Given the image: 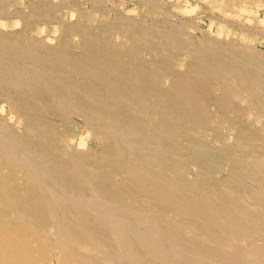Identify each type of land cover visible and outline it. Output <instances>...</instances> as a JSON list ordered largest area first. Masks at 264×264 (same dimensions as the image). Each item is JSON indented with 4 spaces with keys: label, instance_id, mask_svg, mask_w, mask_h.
<instances>
[{
    "label": "bare ground",
    "instance_id": "1",
    "mask_svg": "<svg viewBox=\"0 0 264 264\" xmlns=\"http://www.w3.org/2000/svg\"><path fill=\"white\" fill-rule=\"evenodd\" d=\"M40 1L32 18L59 23L58 41L0 29V98L23 122L0 123V264H264V102L251 80L264 55L225 37L188 66L158 58L137 19L65 18L66 0Z\"/></svg>",
    "mask_w": 264,
    "mask_h": 264
},
{
    "label": "rangeland",
    "instance_id": "2",
    "mask_svg": "<svg viewBox=\"0 0 264 264\" xmlns=\"http://www.w3.org/2000/svg\"><path fill=\"white\" fill-rule=\"evenodd\" d=\"M38 1L40 3H42V1H40V0H38ZM76 1L78 3H76ZM81 1L80 0H75V1L74 0H66V1H64V4L62 3L63 6H61V9L59 8L58 12H60L62 17H65V18H66L65 14H69V11H70V13L77 12V10H79L80 12L86 11L87 13L92 12V13H95L97 16L99 13L98 19L100 16H102V14L104 12H106V13H108V15L106 14V17H108V18H106L107 19L106 21L115 22L117 24H119V22L122 21L124 26H126V27L131 26L126 21L127 17L137 19V22L139 23L137 25L141 26L142 29H145V31L148 32V33H146L148 38L146 37L145 40H147L149 42V44L151 43L149 45V47L155 48L154 52L156 53V55L159 53L160 54L162 53L161 55L160 54L158 55V58H163V56L166 55L165 53H167L169 55L171 54L170 56L172 57V59L175 60V62L176 61L178 62L177 59L180 60L179 62H182V59H183V61L186 62V64H188V66H189V63L192 64V61L194 60V54H191L192 51L195 52V50L197 51V50H201L202 48L207 47L206 45H207V42H209V40L211 42L214 41V43L216 42L218 45L222 44L226 40L225 37L228 39V41L230 43L232 42L233 45H235L237 47L247 49L250 52L252 51L251 53H253V51H257V52H260V54L264 55V28H263L264 23H261L264 20V7H261V9L260 8L258 9V8H256V6H254V4H245L243 6V8H241L242 6H240V4H239L240 1H237V0H233V1H229V0H221V1L220 0H200V1L199 0H196V1L195 0H160V1L159 0H143V1L142 0L141 1L140 0H130V1L129 0H81ZM12 2H13V5H12ZM12 2H11V0H6V1L0 0V6H1V10H2V13L0 14V21L3 22V24L5 25L3 27H0L1 30H5V32L7 30V32L8 33L11 32V34H13V33L21 34L23 32L21 35H25V36H27L30 32H32L37 36L39 35L40 38L52 37L56 41H58L61 29L58 28L57 31L54 32V29L52 27H60L59 23L53 22L52 20H45V19L40 20V19L32 18V14H31L33 12L32 8L34 7L35 9H37L38 7H35V6L31 7L28 4V0H13ZM37 4H38V2H37ZM81 4H83L84 6ZM65 5H66V7H65ZM89 5H91L92 7ZM95 5H97V7ZM239 6H240V8H239ZM64 7L66 10L64 9ZM101 7H104V8H101ZM74 8L76 9V11ZM96 8H98V9H96ZM113 8L116 12L113 11ZM240 9H244V10L240 11ZM245 9L246 10L248 9V10L245 11ZM17 10H19V11H17ZM26 10H27V12H26ZM203 10H205V11H203ZM211 10H212V12H210ZM145 12H148V13H145ZM201 12H203V13H201ZM13 14H15V16H13ZM147 14L150 17L147 16ZM10 15H12V16H10ZM137 15H138V17H137ZM162 15L164 16V18ZM153 16H157V17H153ZM120 17L122 19H120ZM24 19H26V21L28 23H30V25H33L34 31H32V28L30 26H28V28L30 27L31 30H27V28L25 26L26 21L24 22ZM30 20L33 21L35 24H32L33 22H31ZM222 20H224V21H222ZM183 21H186V22H183ZM180 23H182L183 26ZM227 23H228V25H227ZM241 23L244 26H242ZM39 24H41V25H39ZM131 24L135 25L134 23H131ZM184 24L186 27L184 26ZM21 25H23L24 27ZM155 25H156V27H155ZM194 25H195V27H194ZM178 26H181V29L177 28ZM46 27H47V29H46ZM228 27H229V29H228ZM22 28H23V30H22ZM253 28L256 30H254ZM40 29L42 30L41 32H39ZM157 30H158V32H157ZM216 30H217V32H216ZM226 30H230V32L229 31L227 32ZM175 32L180 33L179 36L184 38V42H185V48L184 49L179 50L178 49L179 47H174V46L170 45L171 44L170 40H173L172 37L174 36ZM185 32H187V33H185ZM235 32H237V33H235ZM255 33H257V34H255ZM182 34H184V35H182ZM231 34H234L236 37L231 35ZM197 37L199 38V41H198ZM169 38H172V39H169ZM203 38H204V40H203ZM260 39H262V40H260ZM149 40H151L152 42ZM190 40L193 43L190 42ZM193 40H195V41H193ZM164 41H165V43H164ZM200 42L201 43L204 42V44L203 43L201 44ZM193 44H195V45H193ZM198 45H200V46H198ZM227 45H229V44H226V46ZM165 46H166V49H165ZM173 48L175 50H173ZM163 50L164 51L166 50V52H164ZM168 52H170V53H168ZM175 53H177V54H175ZM180 53H181V55H180ZM260 54H258V55H260ZM190 59H192V61ZM230 66L231 67L235 66V63L230 64ZM229 72H231V70H229ZM234 72L236 73V71H234ZM256 72H258V71H256ZM252 75H253L252 76L253 78L251 80L255 81L260 87L259 89H257V91L253 90V92L255 93V97L257 98V99L255 98V99H256V101H259V99L261 98L264 102V73H262L260 71L258 73L252 74ZM234 78H236V81H239L238 79H240L239 76H237V75H234ZM253 81H252V83H253ZM254 88H256V87H254ZM257 107H258V109L260 108L258 105H257ZM261 111L263 112V110L260 108L259 112H261ZM254 112L258 113V110L256 109ZM0 116H1L0 117V123H2V124L4 123L6 125V127L9 128L10 131H14L17 133H21L23 131L22 120L19 119V116L15 112V109L8 102V100H6V98H2V99L0 98ZM4 117H6L5 120H4ZM71 130H73V131H71ZM79 131H82V132H79ZM86 132H89V129H87V126L85 124L78 125L77 128L71 127L68 130V134H70L72 137L74 136L73 138L75 139V141L72 143V145H76L77 142L79 143V141L81 142L82 136ZM86 141H88V143L90 142L89 143L90 146H96L98 149L101 148V144H102L101 140L91 138V134H89V136L86 138ZM218 175L221 177L222 173L221 174L219 173Z\"/></svg>",
    "mask_w": 264,
    "mask_h": 264
}]
</instances>
